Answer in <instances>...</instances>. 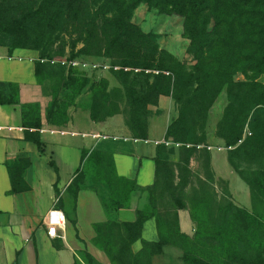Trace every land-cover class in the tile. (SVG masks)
<instances>
[{
    "label": "trees",
    "instance_id": "trees-1",
    "mask_svg": "<svg viewBox=\"0 0 264 264\" xmlns=\"http://www.w3.org/2000/svg\"><path fill=\"white\" fill-rule=\"evenodd\" d=\"M142 3L183 17L191 70L161 49L154 35L131 21ZM0 33L9 37V44L2 43L11 50H44L35 61L38 80L50 77L53 67L63 69L60 63L54 66L44 59L56 40L66 46L65 33L71 35L74 49L81 43L78 55L110 58L112 65L119 66L114 75L120 88L114 98L106 79L94 83L89 88L91 112L101 119L124 113L136 138L149 137V106H158L161 96L172 97L178 106L165 140L182 143L180 160H170L166 145L158 144L151 186L141 189L135 180L119 177L110 154L95 152L87 162L91 167L102 154L109 160L96 180L107 185L113 211L128 207L133 193L144 195L135 221L111 219L95 224L97 245L111 264H152V257L163 253L167 245L183 250V264H264V83L258 81L264 75V0H0ZM65 46H60L61 53ZM237 74L245 80H235ZM73 75L69 81L56 79H62L65 88L80 82L73 90L78 95L89 80ZM224 88L228 104L216 134L224 141L229 164L250 188L251 211L218 195L209 150H205L203 168L211 183L191 171L196 146L207 144L208 112ZM123 101L121 111L117 103ZM19 103V86L0 82V104ZM24 112L26 137L43 152L42 122L39 118L28 121ZM18 157L15 165L14 160L8 162L15 192L25 188L20 187L24 171ZM87 164L69 186L76 198L87 179ZM181 209H188L196 223L192 237L181 233ZM151 218L156 221L157 242L142 239L143 225ZM138 240L142 248L134 252L132 246Z\"/></svg>",
    "mask_w": 264,
    "mask_h": 264
},
{
    "label": "crops",
    "instance_id": "crops-1",
    "mask_svg": "<svg viewBox=\"0 0 264 264\" xmlns=\"http://www.w3.org/2000/svg\"><path fill=\"white\" fill-rule=\"evenodd\" d=\"M37 59L36 51L11 50L0 42V82L18 85L20 95L19 104H0V264H76L86 243L90 252L109 264L106 253L90 243L95 224L111 219L135 221L144 195L133 193L129 206L113 211L111 215L92 189L80 191L72 205L67 203L66 198L71 195L68 188L90 156L98 151L113 157L119 177L135 180L141 189L151 186L155 181L157 146L166 141L167 127L177 117L174 101L169 96H161L159 105L151 106V109H164L167 113L158 137L150 135L142 139L109 133L111 119L100 124L91 123L84 131L73 126L59 128L46 124L40 130L44 143V151L40 152L37 145L27 139L22 124V104L39 99L35 75ZM21 155L31 160L25 175L30 189L15 192L8 162ZM217 155L213 154V159ZM57 197L60 205L54 203ZM53 207L60 208L65 214L66 225L59 229L64 237L48 235L47 215ZM179 223L181 233L194 236L196 225L188 209L179 210ZM142 239L159 241L154 218L144 223ZM141 248L142 240L132 246L134 252ZM166 249L183 254V250L174 245H167Z\"/></svg>",
    "mask_w": 264,
    "mask_h": 264
},
{
    "label": "rangeland",
    "instance_id": "rangeland-1",
    "mask_svg": "<svg viewBox=\"0 0 264 264\" xmlns=\"http://www.w3.org/2000/svg\"><path fill=\"white\" fill-rule=\"evenodd\" d=\"M131 21L138 25L143 32L154 35L161 49L171 54L178 62L183 64L188 71L191 70L193 59L188 52L189 40L184 35L183 17L176 14L161 13L158 9L151 7L146 3H142L133 11ZM62 37L63 34L61 35V38ZM70 37L71 35L65 33L64 38L67 42L66 46L63 40H56L52 48L46 51L47 59H44V61H50L51 64L55 63L54 66H56L57 63H60L64 70L59 67H53V74L47 75L50 77L45 76L40 77V80L37 79L39 99L25 103L29 104L28 107H22V111L27 113V120L34 121L37 120L36 118H39L42 122V127L46 124L59 128H69L70 126H73L84 131L89 129L91 123L100 124L111 119V127L108 128L109 133L133 136L135 132L127 123L126 115L124 113H117L106 119H101L98 115L97 117L93 116V113L91 112L93 102L92 93L89 88L94 83H99L100 80L104 78L109 82L108 91H110V94H113L115 98L117 94L116 89L120 88V84L114 75V69H119V66L112 65V60L107 57L78 55L77 51L82 45L81 43H78V46L74 49V47L71 46L72 38ZM73 38H76V36ZM0 42H6V44H9L10 39L8 36H4L0 33ZM60 46H65L64 53L59 51ZM33 51L37 52L38 57L44 52V50ZM62 72H64L63 76L58 75V73ZM72 74H74L73 76L81 75L83 78L89 80L87 85L82 87V91L78 95H76L73 90L79 88L78 83L80 82H72L69 85L70 88H65L63 87L64 81L59 79L61 77L64 78L65 81H69ZM51 76H54L55 78ZM56 76L59 78L57 77L56 79ZM235 80H245V76L237 74ZM258 81L264 83V75L260 76ZM117 104L120 105L119 108L121 111L125 109L124 101L123 103ZM227 104V88H224L208 112L205 128L207 144H198L196 146L197 151L194 152L191 159V171L193 174L206 178L207 182L211 183V180L207 178L203 168L205 150H209L211 154V171L214 176L213 184H215L218 195L221 196L222 199H231L237 206L251 211L253 206L250 188L229 164L227 159V148L225 147L224 141L216 134L218 123L224 114ZM149 107L151 113L148 119V135L158 137V131L166 123L167 113L164 109H151V106ZM174 107L178 116V106L175 104ZM165 142L162 143L167 147L165 155L169 156V159L172 161H179L181 156L180 146H182V143L167 141L170 144H166ZM186 146L193 145L187 144ZM172 147H174V152L170 151V148ZM213 154L214 156L216 154L218 155L213 159ZM104 157L105 156L102 154L96 158L93 162L94 165L92 164L91 167H88L87 164V168L85 169V176L87 179L85 183L80 185L78 193L84 189H92L99 197H101L103 206L106 207L109 214L111 211L112 215V203L109 200V190L107 185L99 182L96 183V176L99 178L101 173H104V169L102 170L101 168L106 167V163L107 167L109 166V160L107 161L106 157L105 159ZM18 158L22 159V162L20 161L19 164L24 171V185H21L20 187H25L23 191H28L30 186L25 175L26 169L31 165V160L26 155H21ZM16 161L17 160H14L12 163L15 165ZM241 167L244 166L242 165ZM68 190L70 192V188H68ZM58 197L54 200L55 205H60V199ZM73 198H75V192L74 190H71V195H68L66 202H69L72 205L71 202L73 201ZM74 227L76 228V226ZM96 232L94 226V237L90 240V243L93 245L95 244V246L101 249L96 242ZM87 244L88 243H86V247L79 252L76 264H105L100 257H96L89 251ZM181 254L179 255L172 249H166L163 253L156 254L152 257V264H183ZM107 258L109 257L107 256ZM109 262V264L112 263L110 258Z\"/></svg>",
    "mask_w": 264,
    "mask_h": 264
},
{
    "label": "built area",
    "instance_id": "built-area-1",
    "mask_svg": "<svg viewBox=\"0 0 264 264\" xmlns=\"http://www.w3.org/2000/svg\"><path fill=\"white\" fill-rule=\"evenodd\" d=\"M170 144L169 142H165ZM66 225V217L64 212L58 208L53 207L49 210L47 215V232L51 238L64 237L59 233V229H64Z\"/></svg>",
    "mask_w": 264,
    "mask_h": 264
}]
</instances>
